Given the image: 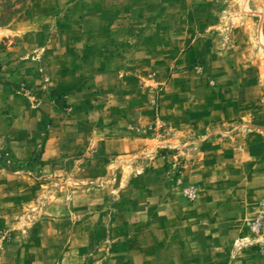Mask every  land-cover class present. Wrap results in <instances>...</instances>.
Listing matches in <instances>:
<instances>
[{"label":"rangeland","instance_id":"rangeland-1","mask_svg":"<svg viewBox=\"0 0 264 264\" xmlns=\"http://www.w3.org/2000/svg\"><path fill=\"white\" fill-rule=\"evenodd\" d=\"M0 264H264V0H0Z\"/></svg>","mask_w":264,"mask_h":264},{"label":"crops","instance_id":"crops-1","mask_svg":"<svg viewBox=\"0 0 264 264\" xmlns=\"http://www.w3.org/2000/svg\"><path fill=\"white\" fill-rule=\"evenodd\" d=\"M238 121L236 120V123H237Z\"/></svg>","mask_w":264,"mask_h":264}]
</instances>
